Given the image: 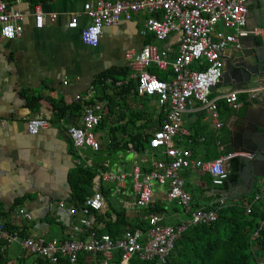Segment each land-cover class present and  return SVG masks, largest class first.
Instances as JSON below:
<instances>
[{
	"label": "crops",
	"instance_id": "1",
	"mask_svg": "<svg viewBox=\"0 0 264 264\" xmlns=\"http://www.w3.org/2000/svg\"><path fill=\"white\" fill-rule=\"evenodd\" d=\"M6 1L11 10L23 12L25 18L22 21L23 32L20 36L6 39L0 35L1 222L3 216H7L16 225L27 224L29 234L37 233L46 238L66 237L71 231V224L76 223L79 216L73 217L68 208H60L58 204L60 201L66 202L67 205L74 204V179L71 177L73 170L77 166L92 167L96 162H100L105 168H100L95 178L93 193L97 186L100 187L96 184V179L103 172L128 173L123 180H102V184L112 188L111 200L115 205L126 208L129 218H137L144 208L136 204L134 180L130 172L135 165L143 170L153 168L158 158L165 157L162 152L158 150L157 155H152L146 149L140 153L132 143H129V149L126 151L112 153L107 150L108 128L119 121L110 117L104 129L95 130L96 135L99 131L106 132L104 142L97 138L101 143L99 150L103 151V158L97 154L99 150L86 147L83 150L85 159L81 164H77L76 150L68 129L73 125H80L82 110L87 104L102 102L105 108L103 117L109 114V101L100 100V97L105 92L112 94V89H103L98 95L94 87L101 73L116 70L121 72L120 79H124V69L128 66L126 53L130 50H140L146 44L156 45L161 50L167 49L169 58L174 59L178 54L175 36L167 40L157 39L154 34L144 31L146 15L134 14L131 19L122 17L117 24L105 27L100 43L93 47L83 42L81 30L92 21L83 12L84 4L94 0ZM38 10L46 16L56 13V21L50 22L46 17L43 28L36 27L35 13ZM72 13L80 14L79 28L69 27ZM262 24L264 21L257 18L254 10L250 9L249 25L262 27ZM171 68L169 66L164 70L158 69L168 71ZM130 74L131 70L125 81H120L127 83ZM173 75L174 72L164 80H170ZM111 80L108 79V82ZM118 82L117 85H120ZM91 87L94 88V94L89 101L75 99L78 94H86ZM255 90L258 92L259 101L264 100V86ZM220 94L213 92V97ZM57 102L67 107L64 115H58L52 110V104ZM240 102L241 106L237 109L227 103L218 102L217 116L202 108L200 103L194 102L190 109L182 114V133L175 138V142L190 149L194 158L204 161H212L230 154H235L234 157L241 159L245 153L236 152L233 144L241 148L244 146L237 137H245L246 129L236 123L249 110L258 116L260 104L254 103L252 106L247 93L240 94ZM131 107L146 110L144 117L147 115L145 118L154 119L151 126L142 130L143 137L150 139L166 116L158 104L157 97L150 95L147 103L140 98H134ZM37 116L49 117V124L39 133L32 134L28 130V121ZM128 119L129 117H126L118 123L123 124ZM138 122L143 123L142 120ZM216 122L221 123V126L218 127ZM122 136L126 135L122 132L116 133L117 138ZM230 160L227 161L229 170ZM242 170L243 166L237 181L227 179L221 186L213 184L209 178L210 174L199 167L191 166L182 170L186 189L193 196V208L206 209L208 205L218 201H237L254 195L259 187L264 186V176L257 178L253 183V171H244L241 179ZM152 188L154 201L150 206L162 209V212L157 213L161 216L162 224L178 225L190 220V214L177 201L169 200L168 186L153 182ZM247 191L250 193L245 194ZM105 200L106 206L97 213L110 212L107 218L114 221L116 213L110 209L106 197ZM21 211L25 213L21 214ZM99 226L102 227V223Z\"/></svg>",
	"mask_w": 264,
	"mask_h": 264
},
{
	"label": "built area",
	"instance_id": "2",
	"mask_svg": "<svg viewBox=\"0 0 264 264\" xmlns=\"http://www.w3.org/2000/svg\"><path fill=\"white\" fill-rule=\"evenodd\" d=\"M249 0H94L84 4L83 12L91 18V23L81 30L85 44L97 46L104 28L117 24L122 17L131 19L134 14H145L144 31L154 34L159 40L175 36L178 42V54L174 59L168 56V50L156 45L146 44L140 50L126 53V63L131 70L130 78L138 83L142 94L157 97L159 106L166 116L151 138L150 145L165 156L158 158L150 171H144L135 165L130 175L134 180L136 204L149 207L153 199L152 183L169 187V200L177 201L190 214L188 222L178 225L161 223L159 214L149 216L150 227L142 231L137 228L127 230L121 237L114 239L109 233H98L97 212L106 206L104 194L97 186L94 193L82 204L67 205L60 201V208H68L69 214L78 217L71 224V231L64 238H46L44 235L30 233L22 236V223L18 229L7 228L0 222V246L3 251L13 243H18L30 254L50 264H78L82 252L102 254L100 264H114L117 252L121 264H129L138 255L143 260L158 259L165 264L174 248L175 241L190 224L211 223L218 217L213 209L193 208V196L186 189L182 175L185 168L196 166L212 176L213 184L221 186L229 178L227 161L235 156L230 154L212 161L194 158L193 152L177 145L175 138L182 133V114L190 109L194 102L202 108L218 115V102L224 100L237 109L241 106L240 94H249L250 99L258 97V92L249 89L234 90L213 97L212 87L223 75L224 53L233 46H240L243 39L264 38V27L249 25ZM50 22L57 19L56 13L46 16L41 10L35 13V25L43 28L45 18ZM79 13H72L69 27L79 28ZM25 15L11 10L6 0H0V35L14 39L23 32L22 21ZM156 65L160 69L172 67L174 75L164 80L150 71ZM122 82L119 81L118 84ZM94 94L91 87L86 94H78L76 100L89 101ZM105 111L102 102L87 104L83 108L80 125L69 127L68 133L76 150V162L85 159L84 148L99 150L101 143L96 137V128ZM49 117L37 116L29 119L28 130L37 134L49 124ZM217 126L221 123L216 122ZM87 162H90L87 160ZM89 164V163H88ZM85 164V166H88ZM90 165V164H89ZM126 172H103L96 179L100 186L102 180H123ZM264 199V186L254 193L247 205L248 212L256 201ZM24 214L25 212H20ZM28 216V214H26ZM258 236V231L253 238ZM256 264H264L263 257H257Z\"/></svg>",
	"mask_w": 264,
	"mask_h": 264
},
{
	"label": "trees",
	"instance_id": "3",
	"mask_svg": "<svg viewBox=\"0 0 264 264\" xmlns=\"http://www.w3.org/2000/svg\"><path fill=\"white\" fill-rule=\"evenodd\" d=\"M150 71L162 79H167L173 74L172 68L168 71H163L159 70L156 65L150 67ZM124 72H126L125 79L130 72L128 66H125ZM120 75L121 72L119 71L107 70L101 73L94 83L98 95L103 89L109 88L113 91L112 94L105 92L101 97L99 96L100 100L106 99L109 101V114L103 117L96 129H104L110 117H115L119 121L129 117L127 122L119 124V121H117L114 126L108 128L107 150L112 153L126 151L129 149V143H132L133 147L140 153L148 149L150 154L157 155L158 150L150 145V139L144 138L142 135V130L145 127L151 126L154 119L151 117L145 118L147 115L144 117L146 110L133 109L131 107V101L134 98H140L144 103H147L150 95L142 94L138 83L131 78L128 79L127 83L122 82L120 85H117L118 81H125L124 79H120ZM108 79L112 80L108 82ZM220 103L226 104L224 100H220ZM52 105V110L55 113L64 115L67 109L65 105L59 102ZM140 120L143 123L138 124ZM117 132H122L126 136H122L119 139L116 137ZM97 154L103 158V151L99 150ZM242 166V161L239 157L232 158L230 160L228 179L237 181ZM100 168L104 169L105 167L100 162H96L92 167L77 166L73 170L71 177L74 179V204H82L88 196L92 195L95 178ZM151 169L144 171H150ZM209 178L212 181L211 175H209ZM99 189L106 197L110 209L117 216L116 220L112 221L107 218L110 212L97 213V222L99 224L102 223V227H98L99 234L109 233L112 238L117 239L127 230L139 228L146 232L150 227L149 216L162 212V209L157 206H149L144 208L140 216L131 219L126 214V208L121 205L117 206L112 202L111 187L105 186L101 181ZM250 201L249 197L245 196L237 201H218L208 205L206 209L217 211V219L211 223L188 225L175 241L174 248L167 257L165 264H256L257 257H262L264 251V210L257 212L252 208V211L248 212L247 205ZM2 222L11 230L18 229L19 227L12 223L7 216H3ZM256 231H258V236L253 238ZM28 234L29 226L23 223L21 235L27 236ZM31 255L27 250L22 249L17 259L14 260L9 256L8 247L2 251L0 246V264H30L28 260ZM101 260L102 254L82 252L79 256L78 264H100ZM114 261V264H121L118 252ZM31 264L50 263L35 256ZM129 264H159V260H143L138 255H135Z\"/></svg>",
	"mask_w": 264,
	"mask_h": 264
},
{
	"label": "water",
	"instance_id": "4",
	"mask_svg": "<svg viewBox=\"0 0 264 264\" xmlns=\"http://www.w3.org/2000/svg\"><path fill=\"white\" fill-rule=\"evenodd\" d=\"M255 14L260 17L264 14V0H254ZM259 44L255 38L243 39L240 46H233L224 53L225 70L222 77L224 79L212 87L213 92L227 93L234 90L249 89L256 92L258 87L264 86V55L259 52ZM245 54V55H244ZM251 55L252 59L247 58ZM221 77V78H222ZM254 106V99H250ZM259 115L255 116L253 111H247L244 116L238 119L237 125L246 129V136L239 138L244 146L238 147L233 144L236 152H243V170L252 172V181L264 176V100L259 101ZM234 142V139H233ZM238 143V141H237ZM229 193V191H226ZM250 192H245L249 194Z\"/></svg>",
	"mask_w": 264,
	"mask_h": 264
},
{
	"label": "rangeland",
	"instance_id": "5",
	"mask_svg": "<svg viewBox=\"0 0 264 264\" xmlns=\"http://www.w3.org/2000/svg\"><path fill=\"white\" fill-rule=\"evenodd\" d=\"M97 138L101 141H105L106 139V132L104 131H99L98 132V135H96ZM258 184V183H257ZM248 197H251L250 199L253 198V194L252 195H249ZM254 209L257 211V212H262L264 210V199L262 200H259V201H256L254 203ZM22 251V246L18 243H13L11 245V247L9 248V256L12 258V259H17V257L19 256L20 252ZM262 257L264 258V251L262 253ZM33 258H35L34 255H31V257H29V262L31 264Z\"/></svg>",
	"mask_w": 264,
	"mask_h": 264
},
{
	"label": "flooded vegetation",
	"instance_id": "6",
	"mask_svg": "<svg viewBox=\"0 0 264 264\" xmlns=\"http://www.w3.org/2000/svg\"><path fill=\"white\" fill-rule=\"evenodd\" d=\"M254 2V0H249L248 1V8H249V12H250V9H253L254 11H255V6H254V4H252ZM255 16L257 17V18H259L261 21H264V14H263V17H260V15H259V13H257V15L255 14ZM262 27H264V24H262ZM255 40H256V42L260 45L259 46V52L261 53V54H263L264 55V38H261V37H259V38H255ZM245 55V54H244ZM247 56V58L249 57V59L251 60L252 59V57H251V55H249V54H246ZM224 67H225V64H224ZM224 71L226 72V70H225V68H223V73H224ZM224 79V77H222L221 78V81ZM243 89H240L239 91H242ZM258 98H255L254 99V103L256 104V103H258ZM245 128V127H244ZM257 180V179H256Z\"/></svg>",
	"mask_w": 264,
	"mask_h": 264
}]
</instances>
